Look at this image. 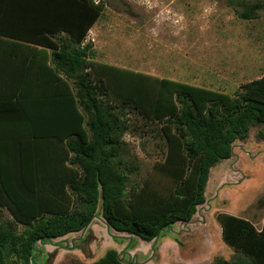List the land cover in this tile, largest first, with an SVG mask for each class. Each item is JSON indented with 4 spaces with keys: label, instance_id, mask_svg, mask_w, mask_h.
<instances>
[{
    "label": "trees",
    "instance_id": "16d2710c",
    "mask_svg": "<svg viewBox=\"0 0 264 264\" xmlns=\"http://www.w3.org/2000/svg\"><path fill=\"white\" fill-rule=\"evenodd\" d=\"M261 10L264 2L244 6L240 17L251 20ZM103 11L95 0H17L13 11L5 9L0 40L52 50L48 97L67 111V129L62 136L22 138L20 155L34 159L0 160V213L12 216L0 214V264H38L43 246L84 231L96 218L110 235L130 236L127 251L153 242L157 255L155 241L172 237L171 229L191 222L206 203L212 168L264 125V74L231 95L97 61L87 37ZM19 83L23 97L28 82ZM39 102L45 106L43 97ZM128 109L157 125L165 147L140 180L132 179L141 168L128 158L124 140ZM217 221L238 256L215 264H264V221L261 229L226 213ZM93 264L145 263L110 249Z\"/></svg>",
    "mask_w": 264,
    "mask_h": 264
},
{
    "label": "rangeland",
    "instance_id": "374dc122",
    "mask_svg": "<svg viewBox=\"0 0 264 264\" xmlns=\"http://www.w3.org/2000/svg\"><path fill=\"white\" fill-rule=\"evenodd\" d=\"M95 2H103L104 11L90 30L87 43L93 46L99 62L231 95L264 74V10L251 20L240 17L244 6L264 0ZM125 117L131 124L124 136L128 158L141 168L132 179L140 180L163 156L164 142L155 123L147 122L133 109H128ZM220 213L245 218L257 229L262 227L264 125L253 127L246 140L234 144L233 156L212 168L206 203L198 208L191 222L177 223L170 231L172 237L155 241L157 255L152 252L153 242L142 241L130 250L136 251L137 257H126L127 247L121 257L145 264H215L219 258L235 260L238 254L222 239L217 221ZM0 214L5 220L12 219L6 210ZM99 220L95 219L94 225L102 229L100 236L107 238L105 222ZM92 234L82 231L43 246L48 255L38 259V264L97 261L112 249V243L101 237L96 241ZM112 234L124 236L123 240L130 238L127 234ZM166 240L170 245L164 244Z\"/></svg>",
    "mask_w": 264,
    "mask_h": 264
},
{
    "label": "crops",
    "instance_id": "0c3cea01",
    "mask_svg": "<svg viewBox=\"0 0 264 264\" xmlns=\"http://www.w3.org/2000/svg\"><path fill=\"white\" fill-rule=\"evenodd\" d=\"M16 2L17 0H0V24L3 16L6 15L5 9L13 11ZM46 65L52 66L51 49L25 42L0 40V160L34 159V155H20L19 145L22 138L36 134L62 136L67 129V111H63L62 108L56 109L49 101L51 87L47 85V82L50 81L51 75L47 72ZM21 80L28 82L26 85L28 91L23 93V97L19 89ZM16 87L17 92H15ZM41 97L45 101L44 107L39 102ZM96 219L99 220V218ZM94 221L84 231L94 232L92 235L96 241L99 237L107 243L110 240L112 243L110 248L121 254L128 240L119 242L112 240L106 224L104 226L107 238L100 236L102 229L99 226L96 227ZM165 243L170 245L169 240ZM105 254L103 253L100 258ZM124 254L127 255L126 257L139 255L136 251H127ZM47 255L46 251L39 259ZM93 263L86 262L85 264Z\"/></svg>",
    "mask_w": 264,
    "mask_h": 264
}]
</instances>
